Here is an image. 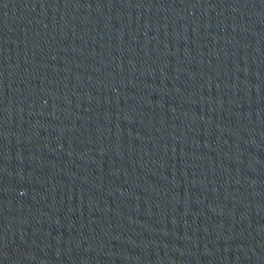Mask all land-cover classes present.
Listing matches in <instances>:
<instances>
[{
	"label": "water",
	"instance_id": "95a60500",
	"mask_svg": "<svg viewBox=\"0 0 264 264\" xmlns=\"http://www.w3.org/2000/svg\"><path fill=\"white\" fill-rule=\"evenodd\" d=\"M0 264H264V0H0Z\"/></svg>",
	"mask_w": 264,
	"mask_h": 264
}]
</instances>
